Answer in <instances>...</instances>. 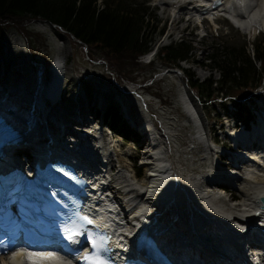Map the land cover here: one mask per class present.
Listing matches in <instances>:
<instances>
[{
    "label": "bare ground",
    "instance_id": "1",
    "mask_svg": "<svg viewBox=\"0 0 264 264\" xmlns=\"http://www.w3.org/2000/svg\"><path fill=\"white\" fill-rule=\"evenodd\" d=\"M156 1L157 5L169 7L172 10L171 15H173L174 21L181 14L186 15L187 21L201 16L210 18L211 16L225 14L227 17L232 18L233 24L243 32L247 33L252 30L255 31L257 27H264V0H221V3L215 9H208L209 5H212L210 3L212 0ZM8 44V48L10 46L12 53H14L17 43L10 41ZM62 54L63 52L55 56L50 68L46 70L47 74L44 81L39 80L38 84L36 83L37 85L30 98L15 89H9L10 85L16 88L21 87L22 84L27 82V79H21L20 77L25 74H22V71L16 66H12V63H8L7 71L2 75L4 81L0 83V112L4 114L11 112L17 117L23 118L24 116L26 120L28 114L19 112L24 110L19 109L21 108L20 101L22 99L26 102L29 100L36 103L41 101L43 103L41 112L37 114V111H35L34 120L26 121L27 126L20 132H26L27 138H25V141L32 142L34 136L43 133L42 129L46 127L50 133L56 136L65 138V135H74L75 140L79 143L78 153L87 156L88 159L93 156L99 158V164L106 171L105 176L100 181L108 183L113 198L106 196L108 193L107 189L104 190V188L102 197L94 194L88 195L84 210L90 212L98 224L115 231L119 229L123 233L128 231L124 228L123 219H121V215L117 210L119 207L123 212L127 211L122 206L123 202L117 197L118 192L114 190V181L121 184L125 191L131 195L128 199L130 202V222L132 221V224H135L143 219L150 218V216L160 222L161 217H163V223L169 226L167 234L170 235V239L166 241L172 243L178 251L182 249L180 250L181 253L188 252L189 254L192 251L191 249L195 248L194 245H197L196 241L199 234L205 235L207 232H213L218 233V236L224 239L229 234L234 232L240 234L244 230H250L257 223H264V215L260 208V201L264 198V113L262 108L256 113L250 128L230 129L228 133V137L232 142L240 144L241 148L248 150L247 152L251 154L248 155L247 159H244L245 157H241L240 160L236 159L230 153L231 160L225 161V163H229L230 172L224 178H219L218 176L223 174L221 169L224 167L218 163L219 160L216 157L219 155V151L216 150L212 159V167L204 175L197 177L191 175L182 182L176 170H174L168 136L162 130H158L160 129L158 125L154 124L155 126H153L152 124L149 125L148 122H141V119H139L140 112L133 103H129L131 118L130 116L125 118L145 135L148 142L142 152V165L148 168L149 171L146 176L148 184H136L134 182L136 175L134 174L137 172L131 174L128 167L125 168L122 165H119L120 170L113 180V174L110 170L116 165L115 151L106 148L107 143L101 133L90 135L87 130L79 129L89 126L87 124L90 123L89 119L82 120V117H85L84 114L79 118H71L69 113L67 114L68 105L66 103L69 102L70 97L65 96L67 89H61V85L71 81V75L69 68H65ZM12 74H16L17 77H13ZM4 93H8L9 97H6ZM65 97L67 99H64ZM180 98L189 118L194 122L197 121V138L202 142L206 141L205 139L209 137L206 138L205 135L207 134L201 131L194 106L186 97L181 96ZM11 102L17 106L18 110L13 111L11 109L7 111L11 108L9 106ZM53 107L61 108L54 111L52 110ZM122 110L128 112L127 108L123 107ZM64 116L65 119H63ZM71 119L74 120L71 121ZM130 119H133L132 122L129 121ZM20 125L22 126V123ZM72 125H76L78 128H73ZM71 130H75V132L72 133ZM78 131L80 133H77ZM214 142L217 144L216 139H213ZM205 149L208 153L214 151L209 145ZM228 157L229 153H225L224 158ZM172 170L175 173L171 174ZM213 178L217 179L212 181ZM207 179H210L208 185L204 183ZM211 186H228L232 190H238L240 199L236 201L235 194L231 192V196L234 198L231 200L232 203L228 204L226 195L214 191ZM150 209H154V212L149 213L151 212ZM213 218L218 219L213 222L211 220ZM128 225H130L129 222ZM177 232L183 233L188 238V242L185 240L183 243L180 242ZM192 239H194V245L190 241ZM221 246L223 249L230 247L229 241L225 240L221 243ZM213 255L217 257L204 258L207 264H228L221 259L225 257L224 254ZM230 260L229 258L228 262ZM0 264L69 263L48 254L39 256L31 254L27 256L20 251H16L13 256L0 257Z\"/></svg>",
    "mask_w": 264,
    "mask_h": 264
},
{
    "label": "rangeland",
    "instance_id": "2",
    "mask_svg": "<svg viewBox=\"0 0 264 264\" xmlns=\"http://www.w3.org/2000/svg\"><path fill=\"white\" fill-rule=\"evenodd\" d=\"M136 1H146V4L150 6L149 16L155 15L161 21L159 27H164L163 32H159L157 35L156 45H166L171 40L180 41L182 39L193 42L195 55L191 57L190 62H183L182 66L184 68L190 67L200 80H206L210 77L218 79L220 77L217 70L212 71L211 67L205 63L207 53L211 52L215 46L220 45V48L223 46L225 50L226 48L229 50L230 47H244L252 52L253 43L264 39L263 26L246 33L234 26L229 19L221 16L214 23L204 22L201 28L195 19L187 21L184 14H181L174 21L173 15H171L172 10L169 7L157 5L156 0ZM29 28L43 36L47 48L44 50L37 49V53H32L23 36L15 28L7 29L0 37V83L4 81L2 75L7 71L8 63H12V66H16L22 71V74H25H20L22 75L20 78H26L27 82L17 88L10 85L9 89H15L30 98L38 84L37 82L39 80L44 81L47 74L46 70L50 68L55 56L63 52L61 55L63 63L65 68H69L71 75V81L61 85V89H67L65 96L70 97L69 102L66 103L68 105L67 114L69 113L71 118H79L84 114L85 117H82V120L89 119L90 123H87L88 127L79 129L87 130L90 135L101 133L107 143L106 148L115 151L116 165L111 170L113 180L120 170L119 165L128 167L131 174L136 172L135 167H140L141 176L134 174L136 175L134 182L147 185L146 176L149 171L142 165V152L148 144L145 135H139V141L135 140L132 135L126 139L121 137L119 133L107 130L106 126L101 124V112H105L111 106L117 107L123 119H127L125 117L130 116L131 118L129 103H133L140 112L139 119L141 122H148L149 125L152 124L153 126L156 124L160 127L158 130H162L168 136L171 146V159L182 182L191 175L195 177L204 175L212 167V159L216 150L221 152L225 149L230 152L232 145L231 139L227 135L230 131L227 126L235 121V118L241 120L246 116L233 107L232 101L237 100L245 109L254 108L256 113L262 108L264 113V83L258 91L249 88L245 91L231 92V95L225 99H222L221 95L216 96L217 99L214 103L228 100L225 107L222 105H205L196 96V92L190 88L187 77L181 70L166 68L158 62L153 71L144 72L137 82L121 81L109 71L100 55L95 54L93 60H90L88 48L80 42L74 41L58 26L41 20H33L30 21ZM10 41L17 43L14 53H12L10 46L8 48ZM142 60L147 62V57H143ZM150 75L155 76L153 83L150 80ZM12 76L17 77L16 74H12ZM142 80L146 82L141 84ZM180 96L186 97L197 111L201 131L207 134L206 138L209 137L205 139L206 141L201 142L197 138V128L186 114ZM29 101L31 102V100ZM59 102L61 103V100ZM247 102L250 106H247ZM123 107L127 108V113L122 111ZM57 108L61 107H53L52 110L56 111ZM131 120L133 119L129 121ZM127 123L129 128H136L128 121ZM72 126L78 128L76 125ZM71 132L74 133L75 130H71ZM65 138L75 140L74 135H65ZM213 139H216L219 146L215 147ZM207 145L212 147L214 151L208 153L205 149ZM223 170L227 173L230 172L227 167ZM114 185V190L118 192L117 197L123 202V207L129 210L130 202L128 199L131 195L117 181H114ZM232 193L235 194L236 201H238L240 199L238 190H232ZM151 211L150 213H153L154 209Z\"/></svg>",
    "mask_w": 264,
    "mask_h": 264
},
{
    "label": "trees",
    "instance_id": "3",
    "mask_svg": "<svg viewBox=\"0 0 264 264\" xmlns=\"http://www.w3.org/2000/svg\"><path fill=\"white\" fill-rule=\"evenodd\" d=\"M149 9L146 1L136 0H0V37L7 29L15 28L29 50L37 53V49L44 50L47 46L43 36L29 28V23L33 20L49 22L85 45L90 60L93 55H100L109 71L121 81L137 82L144 72L153 71L158 62L166 68L181 70L205 105L225 107L228 100L214 103L220 95L225 99L231 92L249 88L258 91L262 87L264 39L253 43L252 52L244 47L225 50L223 46H215L207 53L205 63L212 71L219 72L218 79L200 80L190 67L182 66V62H190L195 55L193 42L186 39L158 46L154 60L143 61L142 57L155 48L158 33L164 30L155 15L149 16ZM150 76L153 83L155 76ZM232 102L241 110L239 113L250 115L249 107L245 109L237 100ZM246 104L250 106L249 102ZM103 117L113 131L125 138L129 135L138 138L117 107H109ZM137 171L140 175L141 170L137 168Z\"/></svg>",
    "mask_w": 264,
    "mask_h": 264
},
{
    "label": "snow or ice",
    "instance_id": "4",
    "mask_svg": "<svg viewBox=\"0 0 264 264\" xmlns=\"http://www.w3.org/2000/svg\"><path fill=\"white\" fill-rule=\"evenodd\" d=\"M93 246L95 247V244ZM86 259L88 258L86 257ZM92 264H104V262L97 258L95 261L92 262Z\"/></svg>",
    "mask_w": 264,
    "mask_h": 264
},
{
    "label": "water",
    "instance_id": "5",
    "mask_svg": "<svg viewBox=\"0 0 264 264\" xmlns=\"http://www.w3.org/2000/svg\"><path fill=\"white\" fill-rule=\"evenodd\" d=\"M261 200H262V203H263L262 208L264 209V198H262Z\"/></svg>",
    "mask_w": 264,
    "mask_h": 264
}]
</instances>
